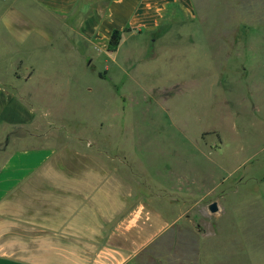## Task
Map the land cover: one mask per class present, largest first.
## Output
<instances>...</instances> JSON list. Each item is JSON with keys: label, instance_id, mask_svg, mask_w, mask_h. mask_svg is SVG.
<instances>
[{"label": "rangeland", "instance_id": "rangeland-1", "mask_svg": "<svg viewBox=\"0 0 264 264\" xmlns=\"http://www.w3.org/2000/svg\"><path fill=\"white\" fill-rule=\"evenodd\" d=\"M194 3L195 22L157 43L94 51L95 69L86 49L63 56L71 68L50 72L51 82L63 77V103L44 105L63 142L95 139L136 187L144 180L125 165L157 180L138 197L176 223L133 264H264V0ZM188 183L193 191L179 193Z\"/></svg>", "mask_w": 264, "mask_h": 264}, {"label": "crops", "instance_id": "crops-1", "mask_svg": "<svg viewBox=\"0 0 264 264\" xmlns=\"http://www.w3.org/2000/svg\"><path fill=\"white\" fill-rule=\"evenodd\" d=\"M196 20L194 0H0V264H133L169 233L173 215L138 197L145 181L160 189L157 180L125 165L144 180L136 187L95 139L63 142L44 104L63 103V77L50 75L71 68L63 56L86 49L95 69L94 51L113 54L130 39L157 43ZM116 30L121 42L110 52Z\"/></svg>", "mask_w": 264, "mask_h": 264}, {"label": "trees", "instance_id": "trees-1", "mask_svg": "<svg viewBox=\"0 0 264 264\" xmlns=\"http://www.w3.org/2000/svg\"><path fill=\"white\" fill-rule=\"evenodd\" d=\"M128 31L129 29H126L124 32H128ZM122 34L123 32L120 30H116L112 34L111 39L109 41V51L110 52H114L118 49L120 42H121Z\"/></svg>", "mask_w": 264, "mask_h": 264}, {"label": "water", "instance_id": "water-1", "mask_svg": "<svg viewBox=\"0 0 264 264\" xmlns=\"http://www.w3.org/2000/svg\"><path fill=\"white\" fill-rule=\"evenodd\" d=\"M209 211L211 213H213V214L214 213H217L219 211V205H218V203L214 202V203L210 204Z\"/></svg>", "mask_w": 264, "mask_h": 264}]
</instances>
